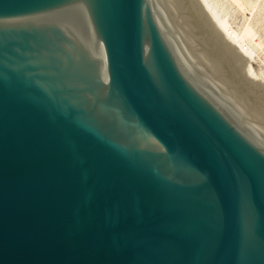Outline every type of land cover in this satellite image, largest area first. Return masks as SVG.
Wrapping results in <instances>:
<instances>
[{
    "label": "water",
    "instance_id": "1",
    "mask_svg": "<svg viewBox=\"0 0 264 264\" xmlns=\"http://www.w3.org/2000/svg\"><path fill=\"white\" fill-rule=\"evenodd\" d=\"M0 264H264V89L171 0H0Z\"/></svg>",
    "mask_w": 264,
    "mask_h": 264
},
{
    "label": "rangeland",
    "instance_id": "2",
    "mask_svg": "<svg viewBox=\"0 0 264 264\" xmlns=\"http://www.w3.org/2000/svg\"><path fill=\"white\" fill-rule=\"evenodd\" d=\"M212 1L209 5L216 8L215 14L219 13L216 22L221 23L228 33L238 34L245 48L251 50L253 69L264 78V0Z\"/></svg>",
    "mask_w": 264,
    "mask_h": 264
},
{
    "label": "bare ground",
    "instance_id": "3",
    "mask_svg": "<svg viewBox=\"0 0 264 264\" xmlns=\"http://www.w3.org/2000/svg\"><path fill=\"white\" fill-rule=\"evenodd\" d=\"M179 3L198 12L206 30L223 48V50L235 60L245 71H247L254 80L264 89V78L255 71L250 63L251 50L245 48L243 40L240 39L237 33L224 29L221 23H217L219 13L215 14V7L211 8L209 3L212 0H171ZM234 2V0H233ZM239 2V1H238ZM214 6V5H213ZM230 30V29H229ZM245 48V49H244ZM250 50V51H249Z\"/></svg>",
    "mask_w": 264,
    "mask_h": 264
}]
</instances>
